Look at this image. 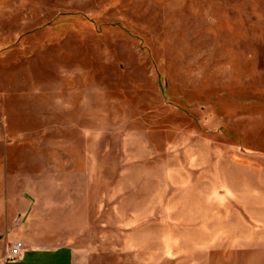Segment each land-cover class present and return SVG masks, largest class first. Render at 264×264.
<instances>
[{
    "label": "rangeland",
    "instance_id": "rangeland-1",
    "mask_svg": "<svg viewBox=\"0 0 264 264\" xmlns=\"http://www.w3.org/2000/svg\"><path fill=\"white\" fill-rule=\"evenodd\" d=\"M194 134L264 170V0H0V181L77 264H264L244 214L157 207L150 145Z\"/></svg>",
    "mask_w": 264,
    "mask_h": 264
},
{
    "label": "crops",
    "instance_id": "crops-1",
    "mask_svg": "<svg viewBox=\"0 0 264 264\" xmlns=\"http://www.w3.org/2000/svg\"><path fill=\"white\" fill-rule=\"evenodd\" d=\"M155 151L150 145L149 163L144 157L142 175L147 181L158 179V196L153 199L159 209L196 205L200 203L198 200H205L208 230L213 235L217 229L222 235L229 234L231 243L238 242V235H235L238 229L232 226L230 217L239 218L244 214L249 221L250 233L263 239L264 207L257 198L264 195L263 169L253 162L235 159L225 151L216 152L214 144L195 134L166 148L155 160L157 168H150ZM70 153L68 150L62 158L69 159ZM68 161L66 167L69 168L71 162ZM68 180L63 177L64 183ZM8 191L12 193L11 200ZM242 205H246V210ZM30 207L32 193L24 198L22 193L9 186L7 179L0 181V264H77L74 248L70 244H54L53 226L49 222L46 226L38 224ZM15 241L24 245L20 257L5 259L7 245Z\"/></svg>",
    "mask_w": 264,
    "mask_h": 264
},
{
    "label": "built area",
    "instance_id": "built-area-1",
    "mask_svg": "<svg viewBox=\"0 0 264 264\" xmlns=\"http://www.w3.org/2000/svg\"><path fill=\"white\" fill-rule=\"evenodd\" d=\"M23 249H24V245L19 241L9 243L6 248V253L4 254V258L17 259L20 257Z\"/></svg>",
    "mask_w": 264,
    "mask_h": 264
}]
</instances>
